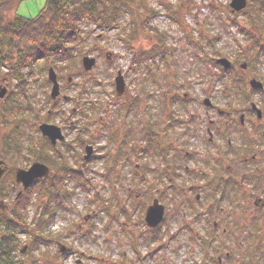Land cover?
<instances>
[{
    "label": "rangeland",
    "instance_id": "obj_1",
    "mask_svg": "<svg viewBox=\"0 0 264 264\" xmlns=\"http://www.w3.org/2000/svg\"><path fill=\"white\" fill-rule=\"evenodd\" d=\"M44 1L21 2L16 13L33 17ZM261 1L246 0L242 10L233 12L231 0H148L153 14L145 23L146 32L131 41V49L125 40L137 19L146 21L145 14L139 17L131 9L117 13V24L106 29L82 22L86 39L79 58L72 67H54L60 89L55 100L50 98L45 63H38L34 72L23 71V87L0 76V88L6 89L0 108L18 100L22 89L29 101L27 111L33 112L24 116L16 140L9 139L11 125L4 124L0 113V180H14L8 194H0V220L10 216L21 189L15 183L16 169L39 161L52 175L54 153L40 135L42 122L60 127L64 137L54 150L63 152L68 164L84 176L83 183L70 176L65 185L71 196L50 208L45 195L33 192L26 211L29 234L18 233L10 252L17 264H218V257L220 264H245L241 248L248 244L241 238H250L243 232L230 237V232L223 236L212 231L207 202L195 198L205 183L200 172L211 177L204 160L211 149L204 140L209 119L216 115L202 101L211 98L224 109L238 104L214 59L222 55L236 60L235 69L244 72L238 65L256 57L264 78L259 52L264 50V35L259 34V28L264 32V9L257 10ZM170 11L177 13L176 19ZM146 51L141 58L139 53ZM86 53L95 58L90 71L80 62ZM118 71L125 82L121 95L114 84ZM149 128L157 134L160 154L151 146L143 152ZM85 145L92 147L87 160ZM74 155L81 160L76 162ZM153 199L165 211L151 241L153 228L148 230L144 217ZM45 207L42 227L47 236L32 251L31 229ZM261 220L264 226V217ZM7 232L0 222V238ZM254 234L262 243L250 247L249 257L259 253L261 260L246 264H264V232ZM61 246L64 251L58 255ZM69 248L74 252L67 253Z\"/></svg>",
    "mask_w": 264,
    "mask_h": 264
},
{
    "label": "trees",
    "instance_id": "obj_2",
    "mask_svg": "<svg viewBox=\"0 0 264 264\" xmlns=\"http://www.w3.org/2000/svg\"><path fill=\"white\" fill-rule=\"evenodd\" d=\"M24 1L27 0H0V76L3 75L2 77L8 80H16L17 88L19 85L25 86V82H27V79L22 77L23 71L34 72L38 63H45L48 68H54L56 65L72 67L75 64L86 39L80 28L82 22L94 23L106 29L117 24V13L131 9L133 12L137 11L139 17L145 14L146 21L137 19L128 33V40H125L126 46L131 49V41L146 32L145 23L154 11L148 0H45L38 13L28 18L16 13L17 5ZM261 2L259 5L257 3V10L264 9V0ZM170 13L172 17L177 18L175 11H170ZM259 34L260 36L264 35L260 28ZM158 37V42H161V36ZM147 53L148 51L140 52L139 56L142 58ZM2 67L6 68V71L1 72ZM17 93L18 100L9 101L0 108L4 124L11 125L8 137L14 140L20 139L24 116L33 115L29 114V112L33 113L32 111H27L30 107L24 90L21 89ZM154 132L155 130L149 128L144 134L149 145H146L143 152H148V148L151 146L154 154L161 153L162 149L159 147L157 134ZM46 143L54 153V159L50 162L52 175L48 174L42 179L35 180L30 187L22 191V194L13 203L10 216L0 220L8 231L0 238V264H17L12 259L13 256L10 255V252L14 249L12 248L13 241H18L16 236L18 233L29 234L26 211L34 191L39 193L38 195L43 194L47 197L46 205L50 208L53 202L60 204L63 197L71 196V193L66 189V180L75 177L79 183H83L82 171L75 167L72 168L63 152L54 150V146L50 145L47 140ZM79 145L81 147L82 143ZM66 149L70 150V146H66ZM30 156L35 158L36 153L32 152ZM73 158L76 162L81 160L76 155ZM13 184V176H4L0 180L1 197L8 194ZM46 212L47 208L45 207L42 214L38 216L35 227L31 229L36 241L34 240L30 244L29 250L33 251L37 248L38 242L45 240L47 236L44 235L42 227V215ZM149 232L152 233V239H150L152 241L156 238L158 229L154 228ZM72 251V248H69L67 253L70 254ZM57 254L59 255L60 252L57 251ZM256 254L258 257L259 253ZM65 255L64 253L61 256Z\"/></svg>",
    "mask_w": 264,
    "mask_h": 264
},
{
    "label": "flooded vegetation",
    "instance_id": "obj_3",
    "mask_svg": "<svg viewBox=\"0 0 264 264\" xmlns=\"http://www.w3.org/2000/svg\"><path fill=\"white\" fill-rule=\"evenodd\" d=\"M260 53L264 58L262 47ZM229 62V68L221 69L220 75L230 84L234 91L231 95L238 104H228L224 109L211 98H206L208 104L204 103L205 98L202 101L208 112L216 115L209 119L204 140L212 151L204 159L211 177L207 179L206 173L200 172L205 183L195 199L200 201L201 197L207 202V222L210 221L212 231L223 236L230 232V237L243 232L250 238H241V243L248 244L241 248L246 264L261 260L259 256L249 257V249L262 243L255 240L254 232H264V78L257 69L256 57L238 65L244 72L235 69L236 60ZM248 212L252 215L245 217ZM217 261L220 264V257Z\"/></svg>",
    "mask_w": 264,
    "mask_h": 264
},
{
    "label": "water",
    "instance_id": "obj_4",
    "mask_svg": "<svg viewBox=\"0 0 264 264\" xmlns=\"http://www.w3.org/2000/svg\"><path fill=\"white\" fill-rule=\"evenodd\" d=\"M229 5L233 12L240 11L246 6V0H231ZM80 62L82 64V68L85 71H90L93 65L95 64V58L88 56L86 53L81 58ZM216 63L221 65L224 69L229 68V66L231 65L229 60L224 57L217 58ZM47 78L51 83V89L49 93L50 98L54 100L59 95L60 91H59V83L57 80V76L53 67L48 68ZM114 83H115L116 93L118 95H121L124 91L125 82L120 71L117 72V75L114 79ZM5 93H6V89L0 88V98H3ZM204 103L208 104V99H204ZM38 129L41 133L40 135L42 137H46L52 145H54L56 141L63 139V134H61L62 133L61 129L56 125L42 122L41 124H39ZM91 152H92V147L90 145H86L85 155L83 158L87 160L91 156ZM3 165H4L3 161L0 160V167H2ZM48 172H49V168L45 164L38 161H34L32 162L31 166H29L27 169H16L14 178H15V182L17 184H21L22 189L25 190L28 187H30V185H32L34 180L47 176ZM2 173L3 170L2 168H0V177ZM20 193L21 191L18 194ZM164 211H165L164 207L158 203L157 199L155 200L153 199L151 205L148 206L145 211L144 220L146 225L150 228L155 227L158 223L161 222ZM61 251H63V248H61Z\"/></svg>",
    "mask_w": 264,
    "mask_h": 264
}]
</instances>
